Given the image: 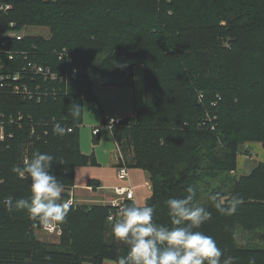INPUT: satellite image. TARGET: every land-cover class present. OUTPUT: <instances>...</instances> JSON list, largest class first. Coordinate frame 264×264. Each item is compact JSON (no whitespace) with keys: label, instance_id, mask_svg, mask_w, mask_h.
<instances>
[{"label":"trees","instance_id":"trees-1","mask_svg":"<svg viewBox=\"0 0 264 264\" xmlns=\"http://www.w3.org/2000/svg\"><path fill=\"white\" fill-rule=\"evenodd\" d=\"M0 1L10 5L0 11L1 32L14 22L17 28L44 26L50 34L7 37L8 48L26 51L28 59L69 81L66 90L43 98L52 84L48 76L28 68L23 55L3 61L0 264H116L126 254L127 246L112 233L108 205H71L58 225V242L50 243L36 237L41 223L27 210L9 211L3 200L30 195V181L12 168L37 151L54 157L52 172L63 187L74 185L76 167L96 164L79 147L83 103L96 100L95 80L132 86L136 65L143 67L145 104L112 130L127 168L149 175L146 203L155 208V221L170 224L166 201L185 196L192 186L195 202L212 213L199 231L216 240L224 251L221 260L232 256L234 264H248L255 258V264H264V248L250 246L251 239L264 242V162L239 178L232 175L243 143L264 147V0ZM63 48L76 75L71 64L57 59ZM23 85L31 95L22 93ZM74 103L80 105L76 118ZM56 123L72 131L56 135ZM212 196H239L242 202L235 214L222 215Z\"/></svg>","mask_w":264,"mask_h":264},{"label":"clouds","instance_id":"clouds-1","mask_svg":"<svg viewBox=\"0 0 264 264\" xmlns=\"http://www.w3.org/2000/svg\"><path fill=\"white\" fill-rule=\"evenodd\" d=\"M71 114L78 117L80 105L74 103ZM66 131L70 129L60 123L53 125L56 135L63 136ZM54 161L51 154L37 151L31 158H25L22 166L14 165L13 173L30 181V195L20 198L8 195L3 200L4 206L9 211L25 209L32 220L44 225L63 224L72 202L62 199L64 188L52 172ZM185 191V196L166 201L168 225L155 221V208L147 203L129 206L113 201L119 207V218L112 224V233L127 246L126 254L119 256L116 264H234L232 256L221 260L224 251L216 240L199 231L212 213L195 202L194 187L188 186ZM211 200L222 215L235 214L242 202L239 196L227 200L212 196ZM248 264H255V258H250Z\"/></svg>","mask_w":264,"mask_h":264},{"label":"crops","instance_id":"crops-1","mask_svg":"<svg viewBox=\"0 0 264 264\" xmlns=\"http://www.w3.org/2000/svg\"><path fill=\"white\" fill-rule=\"evenodd\" d=\"M133 73L134 84L132 86L104 87L102 85L103 90H96L95 85L92 86L96 100H86L83 103V119L78 128V138L81 152L85 155H93L96 164L76 167L74 185L63 187L62 199L67 200L72 197L76 205H107L115 197L113 187L120 183L117 178L116 161L113 157V150L117 144L116 137L113 130L101 126L98 143L94 144L92 128L102 124V121L107 118H103L104 115L114 118L131 117L135 116L136 112L144 106L143 67L136 65ZM106 142L110 144L109 151ZM252 160L257 161L255 164L264 162V147L260 142H246L240 146L237 153L236 170L233 172L237 175L236 178L251 170L249 161ZM128 171L129 182L134 188L135 204L143 205L152 192L149 175L139 168H129ZM34 234L45 242H50L48 236L53 238L54 241L50 243L58 242L60 236L45 232L41 228L35 229ZM107 263L114 264L113 261L105 260L104 264Z\"/></svg>","mask_w":264,"mask_h":264},{"label":"built area","instance_id":"built-area-1","mask_svg":"<svg viewBox=\"0 0 264 264\" xmlns=\"http://www.w3.org/2000/svg\"><path fill=\"white\" fill-rule=\"evenodd\" d=\"M10 7L9 4H1L0 3V9H8ZM9 37L11 39H16V40H20L23 38V36L17 35L15 33H9V32H1L0 31V57L1 55H3L5 57V60L7 61H13L14 58L16 57V55H23L24 59L27 61L25 63V65L30 68L35 70L36 72L41 73L44 78H46L47 76L50 78V81L52 82V84L46 88L45 91H43L41 93V96L43 98H49V97H55L60 91L62 90H66L69 86V81L67 82L65 79H62L61 76H59V73H55L52 72L50 70V66L48 65H44L41 62H36L35 59H28L27 56V52L26 51H16L13 49L8 48V44L6 41V38ZM5 38V39H4ZM53 52H57V51H53ZM57 59L58 60H65L67 61L66 64H71L72 65V72L73 75L77 74V67L74 64L73 60H71V58H69V52L67 49L63 48L62 50H60L59 52H57ZM3 61H1L0 59V69L3 66ZM67 66V65H66ZM5 75H0V80H2L3 77ZM13 79H18V74H14ZM58 79V80H57ZM58 81V82H57ZM22 93L26 94V95H31V90H27L25 88V86H22ZM13 90L15 92H18L20 90V86L18 84H14L13 85ZM39 98V96H38ZM120 121V119L118 118H114V117H108L106 123L101 124L100 126H95L92 128V135L93 136H98L99 132H100V127L104 126L110 130L113 129V126L115 124H117ZM67 129H70L69 132L72 131V127H68ZM116 150H115V159L117 160L118 163V167H117V177L120 180V184H117L113 187L114 190V194L115 197L110 200L109 204H107L110 207V214L107 217L108 221H113L114 219L119 218V207L118 206H114L113 205V201H119L120 205H126L127 200H132L134 199V194H133V189L132 186L129 182L128 179V172H127V168L125 166L124 163V157L122 155V153L120 152V148L119 146L116 144ZM71 201L72 200H68ZM42 229L50 232V233H56V234H60V229L55 225V224H49V225H44L41 224Z\"/></svg>","mask_w":264,"mask_h":264},{"label":"rangeland","instance_id":"rangeland-1","mask_svg":"<svg viewBox=\"0 0 264 264\" xmlns=\"http://www.w3.org/2000/svg\"><path fill=\"white\" fill-rule=\"evenodd\" d=\"M9 28L4 31V32H9V33H15L17 35H20V36H38V35H41L43 36L44 38H49L50 37V34H49V31L46 27L44 26H38V25H29V24H24L22 25L20 28H17V25L16 23L14 22H11L8 26ZM1 61H4L5 60V57L3 55H1L0 57ZM93 85H95V89L96 90H103L102 88V85L99 84V82L97 80H95L93 82ZM104 87H108V86H104ZM91 116H92V113H91ZM106 117H110L109 115H104L103 118H106ZM83 119V117H82ZM98 143V142H97ZM95 144V143H94ZM106 146H107V149L108 151L110 150V144L109 143H105ZM244 144V143H243ZM116 145H115V148L113 150V154L115 153V150H116ZM257 161H249V164L251 167H253V165L256 163ZM235 174V173H234ZM233 172H232V175L234 176ZM236 175V174H235ZM237 177V175L235 176ZM118 178V177H117ZM119 180V179H118ZM120 181V180H119ZM120 184V183H118ZM114 191V190H113ZM83 206H90V205H83ZM258 232V231H256ZM254 232V233H256ZM261 232V231H259ZM245 234V233H244ZM249 234V233H248ZM50 235V234H49ZM252 235V234H251ZM249 236V235H248ZM257 238V237H255ZM48 240L50 242L54 241L53 238L49 237L48 236ZM251 244L250 246L251 247H254V248H264V242H261V241H258L257 239H251ZM108 264V263H107Z\"/></svg>","mask_w":264,"mask_h":264},{"label":"bare ground","instance_id":"bare-ground-1","mask_svg":"<svg viewBox=\"0 0 264 264\" xmlns=\"http://www.w3.org/2000/svg\"><path fill=\"white\" fill-rule=\"evenodd\" d=\"M0 3L1 4H8V3H2L1 1H0ZM10 8V7H9ZM8 8V9H9ZM7 10V9H6ZM6 10H4V9H0V11H6ZM108 118V117H107ZM107 118L106 119H104L105 120V122H103L102 124H104V123H106V121H107ZM118 119H121V118H118ZM119 123V122H118ZM117 123V124H118ZM116 125V124H115ZM93 137H97V136H93ZM113 157H114V159H115V153L113 154ZM115 161H116V171H117V167H118V163H117V160L115 159ZM126 166V165H125ZM126 168H127V166H126ZM127 172H128V179H129V171H128V168H127ZM132 186V185H131ZM132 189H133V194H134V188H133V186H132ZM72 200V206L73 205H75V202H74V200H73V198L72 197H70V198H68L67 200ZM131 201H133L134 203H135V197H134V199H132ZM58 228H59V226L58 225H56ZM41 229H42V227H41ZM60 229V228H59ZM43 231H45V232H48V231H46V230H44V229H42ZM60 232H61V230H60ZM48 233H50V232H48ZM56 234V233H55ZM58 235H60V234H58Z\"/></svg>","mask_w":264,"mask_h":264}]
</instances>
